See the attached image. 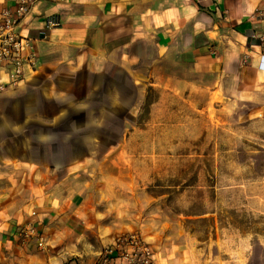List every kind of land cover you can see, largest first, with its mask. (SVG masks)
Wrapping results in <instances>:
<instances>
[{
	"label": "crops",
	"instance_id": "0c3cea01",
	"mask_svg": "<svg viewBox=\"0 0 264 264\" xmlns=\"http://www.w3.org/2000/svg\"><path fill=\"white\" fill-rule=\"evenodd\" d=\"M19 3L0 0V11ZM30 11L20 30L35 63L0 95V264H79L71 252L87 197L72 190V173L85 169L89 149H138L139 140L141 149L153 134L179 137L169 100L183 95L195 104L191 97L203 94L207 105L244 114L264 139V0H38ZM149 85L160 91L151 104L158 113L144 125L120 121L115 108L142 106ZM28 221L50 250L22 239Z\"/></svg>",
	"mask_w": 264,
	"mask_h": 264
},
{
	"label": "rangeland",
	"instance_id": "374dc122",
	"mask_svg": "<svg viewBox=\"0 0 264 264\" xmlns=\"http://www.w3.org/2000/svg\"><path fill=\"white\" fill-rule=\"evenodd\" d=\"M81 86L75 83L77 93ZM143 93L145 103L132 112L115 108L120 121L144 125L158 113L151 104L160 91L149 85ZM137 95L132 88L133 102ZM187 97L169 100L179 137L153 134L141 149L140 140L138 149H89L85 169L72 173V190L87 197L83 235L71 252L79 264L130 233L144 237L163 264H264V139L234 107Z\"/></svg>",
	"mask_w": 264,
	"mask_h": 264
},
{
	"label": "built area",
	"instance_id": "2783aa9c",
	"mask_svg": "<svg viewBox=\"0 0 264 264\" xmlns=\"http://www.w3.org/2000/svg\"><path fill=\"white\" fill-rule=\"evenodd\" d=\"M38 0H20L17 7L0 11V95L22 84L26 68L35 63L36 54L28 35L20 30L26 15ZM260 39L264 42V16ZM56 24L55 18L48 19ZM36 215L37 211L31 212ZM25 242L36 239L38 247L46 248L48 240L36 221H28L20 230ZM155 252L151 244L135 233L117 237L114 242L102 247L93 264H155Z\"/></svg>",
	"mask_w": 264,
	"mask_h": 264
}]
</instances>
